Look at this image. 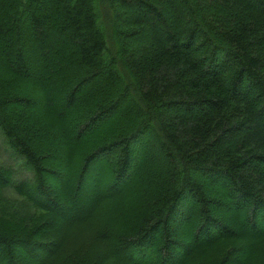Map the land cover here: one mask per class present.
I'll return each mask as SVG.
<instances>
[{
  "label": "trees",
  "instance_id": "1",
  "mask_svg": "<svg viewBox=\"0 0 264 264\" xmlns=\"http://www.w3.org/2000/svg\"><path fill=\"white\" fill-rule=\"evenodd\" d=\"M0 130V264H264V0H0Z\"/></svg>",
  "mask_w": 264,
  "mask_h": 264
},
{
  "label": "rangeland",
  "instance_id": "2",
  "mask_svg": "<svg viewBox=\"0 0 264 264\" xmlns=\"http://www.w3.org/2000/svg\"><path fill=\"white\" fill-rule=\"evenodd\" d=\"M175 3V2H174ZM147 149L149 154L153 157V159H151L150 162H148V164L146 163L144 166H151L153 168V171H155V169L157 168H161V154L158 151V148L155 144H153L152 142H148L147 144ZM106 158H104V156H101L100 159L96 162L97 165H93V170L92 173L94 174V170L98 167H102V162L103 160H105ZM145 162V161H144ZM0 168H7L9 169L12 173H13V181L19 182V181H31L32 180V174L31 171L29 169H27L24 166V163L22 161V159L20 157H18L13 151L12 149L8 146L1 130H0ZM102 169V168H101ZM148 172V171H147ZM104 179L102 180L103 183H110V175L106 174L104 177ZM59 181L56 178H52L49 179L48 183H51L50 185H54L58 186L60 185L58 183ZM131 183L128 185L130 190H133V188L135 189V183H132V181H130ZM139 185V183H138ZM56 188V187H55ZM139 188H141V185L139 186ZM7 195H5L6 199H17V196L15 194V192L10 189V190H6ZM188 205H190V202H187ZM226 211V210H225ZM178 217V216H177ZM177 223L179 224V220L180 218H177ZM177 223H174V225L172 226V228H177ZM180 223H182V225H184V227H186V225L188 224L187 221L184 219L182 221H180ZM87 243H91V234L90 231H84L81 233H78V235L74 234L73 238H72V242H70V247H67V249L72 250V249H82L85 248L87 246ZM12 249L17 252L20 256H23V253H21V251L19 250V248L17 246L12 247ZM65 248V250L68 252ZM25 257V261H34V263L36 262L35 259H32L30 256H27V254H24Z\"/></svg>",
  "mask_w": 264,
  "mask_h": 264
}]
</instances>
